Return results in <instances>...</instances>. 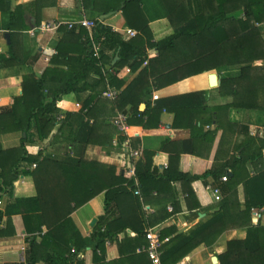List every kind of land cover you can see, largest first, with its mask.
Returning a JSON list of instances; mask_svg holds the SVG:
<instances>
[{
	"label": "crops",
	"instance_id": "obj_1",
	"mask_svg": "<svg viewBox=\"0 0 264 264\" xmlns=\"http://www.w3.org/2000/svg\"><path fill=\"white\" fill-rule=\"evenodd\" d=\"M170 1L135 0L129 4L121 3V8L115 12L104 13L108 7L118 5L119 0H6L0 5V55H2L0 58V108L12 107L14 99L22 95L24 77L30 73L41 77L47 69H53L55 76L49 74L47 85L49 88L56 89L60 84H64L58 82L56 75L71 71L78 72L80 69V62L77 59L69 64L64 60L66 57L81 58L85 53L84 46L77 37L78 31L67 34L65 29H61L33 36L27 34L36 22L39 25L54 21L67 24L76 22L84 16L98 21L102 27L118 34L122 42L134 41L135 45L133 43L126 53L118 45L111 47L114 41L103 50L104 63L107 67L114 65L120 59L122 52L123 55H127L131 49L137 52L142 51L146 56L138 68L135 70L128 68L127 72H122L120 80L123 85L120 90H123L142 69L147 67V62L157 56L155 48L146 44L147 38L151 35L149 42L157 43L173 34L168 20ZM189 6L193 12H197L200 8L199 0H189ZM15 7H19L16 25L20 30L14 37V58H10L8 53L10 35L4 30L8 18L3 15H7L6 13ZM144 23H147L150 35L148 32L138 33L137 28L142 27ZM23 25H26L28 29L21 30L20 26ZM259 29L262 31L261 27ZM128 31H132L134 35L130 36ZM6 34L8 38L5 37ZM51 51H55V54L49 56ZM58 51L61 52L60 55ZM263 64L262 61L254 63L255 66ZM166 67L169 66L163 61L155 70L160 72ZM237 68L232 67L220 74L217 70H212L172 84H168L167 79H162L159 81L162 85L157 87L151 85L152 80H149L150 86L139 95V106L144 105L140 111L147 108L154 111L153 119L149 121L150 128L131 125L127 135L129 139H136L139 142L138 147L143 153H154L152 158L154 179L149 180L147 187L140 189L143 209L148 217V221L144 223L147 225L145 231L151 228L157 232L173 227L177 231L176 234H184L206 217L204 211L194 216L197 209L191 211L187 209L184 186L180 182L165 184L159 178L169 169L170 158L173 174L178 171L200 176L212 168L221 170L232 164L231 158L238 157L236 149L238 145L251 137L255 138L253 141L256 145L257 139L264 136V106L245 110H224L221 107L218 114L213 110L214 107L230 103L229 94L222 95L219 92L220 80L221 76L226 74L235 75ZM212 75L216 76L214 85L209 81V76ZM95 81L93 73L89 72L87 78L79 81L76 87L86 88L87 85L93 87L96 86ZM100 88L101 86L96 89L93 87L96 92L100 91ZM95 91L86 88L83 92L63 95L58 103L62 111L61 115L69 113L76 119L62 129V137H53L57 130L55 127L44 141L24 144L22 147L25 151L32 157L41 154V158H53L70 164L81 160L93 163L92 178L95 181L104 177L98 164L113 167L115 175L120 172L124 174L126 161L122 158L123 151L118 145L119 136L112 126V119L120 110L114 106L113 101L103 96H96ZM257 99L262 105V94L258 93ZM86 105L90 109L89 112ZM126 110L129 112L131 106L127 105ZM215 112L218 119L215 117ZM197 129H202L206 137H202ZM22 138L24 134L21 131L7 130L0 133V148L2 150L18 148ZM252 148L254 150L255 146ZM33 165L35 168L32 167ZM48 165L39 164V161L31 165L22 163L20 172L25 171L26 174H20L13 183L11 200H8L5 195L0 198V211L3 212L0 229L5 226L8 218L11 219L14 229L13 235L0 238V264H25V255L23 258L20 256V248L24 245L27 248L28 245L25 240L23 217L30 216L37 222L45 223V226L42 225L39 228L41 232L35 234L37 242L48 231V225L56 224L61 218L70 219L72 222L70 227H63L61 231L53 233L52 247L55 245L57 247L60 242L64 244L71 239L69 232L74 231V228L78 232L79 240L88 242L94 228L100 226V217L105 213V192H98L92 198L82 202L81 200H84L87 195L84 189L87 177L84 169L76 172L69 166L59 170L57 167ZM245 168L250 176L254 171L264 168V149L260 161L251 163L249 160ZM226 170L229 173L231 171L228 167ZM125 178L129 180L126 174ZM219 181L218 178L217 184H220ZM213 183L215 180L208 177L206 184L195 181L191 185L197 203L208 212H211L217 204L209 190L213 187ZM236 191L238 199L243 202L242 182H239ZM75 201L79 202L78 206H75ZM196 201L192 200L190 205L194 206ZM127 203L126 197L120 198L118 202L120 215H123L122 218L125 219L112 227L121 228L127 223L137 226L135 223L137 220L129 214L132 213V209H129ZM116 215H118L117 212L114 213V216ZM110 219L108 218L107 222ZM251 223L254 224L252 219ZM260 224L264 225V216ZM172 236L162 242H167ZM244 237L245 228L227 230L212 247L206 248L200 245L177 264H219L216 255L224 252L226 242ZM72 241H75L73 237ZM145 243L141 235L125 227V230L114 239L105 242V261H116V264H150L147 256L138 251ZM139 244L141 247H138ZM73 250L71 248V251ZM40 253L43 254V251ZM213 257L216 258L215 263L212 261ZM92 259L90 247H86L83 253H79L81 264H93ZM57 262L60 261L57 260Z\"/></svg>",
	"mask_w": 264,
	"mask_h": 264
},
{
	"label": "trees",
	"instance_id": "obj_2",
	"mask_svg": "<svg viewBox=\"0 0 264 264\" xmlns=\"http://www.w3.org/2000/svg\"><path fill=\"white\" fill-rule=\"evenodd\" d=\"M132 1L135 0H119L118 5L108 7L104 10V13L115 12L121 8V3L129 4ZM5 2L6 0H0V5ZM199 3V10L193 12L189 6V0L170 1L168 20L172 26L173 34L165 40L157 43L149 42L148 39H151V35L147 23L137 28L140 34L148 32L150 38H147L146 44L151 48H155L157 56L149 60L147 67L142 69L123 90H120L123 85L120 80L122 72H127L128 68L135 70L144 62L146 56L143 55L142 51L137 52L131 49L127 55H123L122 52L120 59L114 65L107 67L104 63L103 50L105 46L114 41V45L111 47L118 45L126 53L127 49L133 46L134 41L122 42L118 34L102 27L96 21L93 31L103 38L99 53L100 57L97 59L86 39L84 29L67 30L66 27H61L60 30L65 29L67 34L78 31L77 37L84 46L85 53L81 58H64L68 64L77 59L80 62L78 72L71 71L56 75L58 82L64 83L56 89L49 88L47 85L49 74L55 76L52 72L53 69H47L41 77L30 73L24 77L22 95L14 99L12 107L0 108V133L10 130L11 132L21 131L24 134L18 148L7 150L0 148V198L5 195L8 200H11L13 183L20 174H26L25 171L20 172L23 167L22 163L31 165L38 161L39 164H49L59 168V170L67 168V166L76 172L79 169L81 171L84 169L87 175L84 185L87 195L84 200H81L82 202L92 198L98 192H105V213L100 217V226L94 228L88 242L79 240L78 232L72 226L74 231L69 232V238L71 239L64 244L60 242L57 247L56 245L52 247L53 233L61 231L63 227H70L69 225H72V222L69 218H61L56 224L48 225V231L37 242L35 234L41 232L39 228L42 225L45 226V223L43 221L37 222L30 216L23 217L25 240L28 244L24 253L25 264H39L40 262L42 264H81L79 253H83L86 247L91 248L93 264H116V261H105L104 246L107 240L114 239L125 230V227L131 228L145 240L144 235L147 225L145 224V226L144 223L148 221V217L145 215L141 198L134 195L136 186L133 180L125 178L126 173L120 172L115 175L113 167L98 164L104 177L95 181L92 178L93 163L80 159L81 161L70 164L53 158H41V154L32 157L23 148L26 143L44 141L55 127H57V130L53 137H62V129L76 119L75 116L69 113L63 115L62 120L57 119L62 114L58 103L63 95L83 92L86 88L95 91L93 87L96 89V87L101 86L100 91L94 92L96 96L101 97L108 84L120 91V95L113 103L121 113L128 117L129 126L141 125L143 128H150L149 121L153 119V109L139 110V95L150 86L149 80H152L151 85L157 87L162 85L159 83L162 79H167V83L172 84L208 71L217 70L220 74L221 72H227L232 67H238V72L235 75L226 74L221 76L220 80L219 92L222 95L229 94L231 97L230 103L214 107L213 110L218 114L222 108L224 110H245L258 109L260 106H264V64L262 66L254 65L258 61L264 63V36L256 26L264 21V0H199ZM18 9L19 7H15L13 10L8 11L7 15H3V17L7 16L8 18L4 30L9 32L10 35L8 45L10 58H14V37L20 30L16 25ZM35 24L31 29L39 26V23L36 22ZM20 28L21 30L28 29L26 25L20 26ZM60 53L58 51V55ZM1 57L2 55H0ZM97 61H100L101 67L104 68L106 73L109 69H117L115 75L103 74L101 68L96 64ZM163 61L169 67L162 68L160 72L156 71L157 65L163 63ZM125 65H127V68H125ZM89 72L93 73L96 86L87 85L86 88H77L78 82L86 79ZM258 93L262 94V105L258 102ZM87 105V112H89L90 109ZM127 105L131 106L130 113L126 110ZM216 112L215 117L218 119ZM197 130L202 137H206L202 129ZM124 140V136L118 137L120 147L123 145ZM253 140L255 138L251 137L237 146L238 157L231 158L232 164L223 167L221 170L212 168L200 176L178 171L173 174L170 168L172 159H169V169L164 171L159 178L165 184L174 181L180 182L184 186L187 209L190 211L197 209L194 216L204 211L206 217L184 234H176L177 231L173 227L157 231L161 240L173 235L167 242L162 243L161 264H177L200 245L206 248L212 247L227 230L242 228H245V237L243 239H230L226 242L224 252L216 255L219 264H264V225L251 223V210L264 207V168L254 171L252 176L245 168L249 160L251 163L260 161L264 149V136L257 139L258 143L256 145ZM138 143L136 139H130V145L133 149L139 148ZM252 146H255L254 150ZM163 150H165L164 147ZM153 156L154 153L142 152L135 163L139 191L141 188L147 187L149 180L154 179ZM226 167L231 169L230 173L226 170ZM225 175H227V181H219L220 184H217V179L220 180ZM208 177L215 180L213 187H219L221 195V199L211 212L201 208L191 187L195 181H202L206 184ZM239 182H242L243 186V202L238 199L236 191ZM123 196L127 198L129 209H132V213L129 214L137 220L135 222L136 227L129 223L121 228L112 227L123 219L118 206V202ZM192 200L196 201L194 206L190 205ZM74 203L75 206L79 205L78 201ZM116 212L118 215L114 216ZM2 216L3 212L0 211V220ZM108 218L111 219L107 222ZM13 234V225L11 219L8 218L5 226L0 229V238L9 237ZM72 237L76 242L72 241ZM49 241H51V244H49ZM138 247H141V244ZM71 248L74 250L71 251ZM41 251H43V254L40 253ZM57 260L60 262H57Z\"/></svg>",
	"mask_w": 264,
	"mask_h": 264
},
{
	"label": "built area",
	"instance_id": "obj_3",
	"mask_svg": "<svg viewBox=\"0 0 264 264\" xmlns=\"http://www.w3.org/2000/svg\"><path fill=\"white\" fill-rule=\"evenodd\" d=\"M95 26H96V21L90 20L82 16L81 18H79L78 21L73 22V23L65 24L60 21H54L50 23L41 24L37 27L29 29L27 31V34L33 36L38 33L56 32V31H59L61 27H66L67 30H71L74 28L84 29L86 31V39L90 43L93 53L96 55L97 59H99L100 57L99 53H100L101 43L103 41V38L94 33L93 30ZM256 26L258 28L259 27L262 28V33L264 35V21L263 23L257 24ZM128 34L130 36L134 35L132 31H128ZM54 54H55V51H51L49 56L50 55L52 56ZM96 64L101 68L103 74L105 75L109 74L112 76L115 75V72H116L115 69H109L108 72L106 73L104 68L101 67L102 65L100 61H97ZM119 95H120V91H117L116 89L109 86L108 84L106 86V90L102 94L104 98L110 101H115ZM127 118L128 117L124 113L116 112L115 116L112 119V126L114 127L116 133L119 136L125 137L123 145L121 146V149L123 151L122 158L126 161L125 173L130 180H133L134 185L136 186L134 190V195L139 196L141 198L140 191L138 189V183L136 180L135 163L141 156L142 151L140 148L133 149L130 145V139L127 136L130 130V126L127 122ZM57 119L62 120L63 116L59 115ZM32 167L35 168V165H33ZM226 181H227V175L220 178V182H226ZM209 190L211 191L214 197V200L218 202L221 199L219 188L210 187ZM263 216H264V207L251 210V219L254 224L260 223ZM144 237H145L146 244L142 248L138 249V251L145 253L151 264H161V247H162L163 242L161 238L159 237L158 233L150 228L146 230ZM25 249H26L25 245L21 247L22 258L24 256Z\"/></svg>",
	"mask_w": 264,
	"mask_h": 264
},
{
	"label": "water",
	"instance_id": "obj_4",
	"mask_svg": "<svg viewBox=\"0 0 264 264\" xmlns=\"http://www.w3.org/2000/svg\"><path fill=\"white\" fill-rule=\"evenodd\" d=\"M5 37L8 38V35L6 34ZM209 81H210V83L213 84V85L216 84V76H215V75L209 76ZM143 107H144V105L141 104V105L139 106V110H142ZM212 261H213V263H215V262H216V258L213 257V258H212Z\"/></svg>",
	"mask_w": 264,
	"mask_h": 264
},
{
	"label": "rangeland",
	"instance_id": "obj_5",
	"mask_svg": "<svg viewBox=\"0 0 264 264\" xmlns=\"http://www.w3.org/2000/svg\"><path fill=\"white\" fill-rule=\"evenodd\" d=\"M238 69L239 68H237L236 70H237V72H238ZM236 70H235V72H236ZM22 250H21V248H20V252H21ZM20 256H21V258H22V254L20 253Z\"/></svg>",
	"mask_w": 264,
	"mask_h": 264
}]
</instances>
